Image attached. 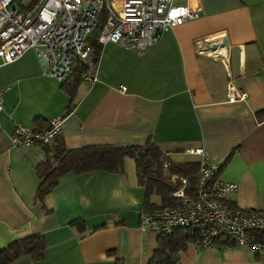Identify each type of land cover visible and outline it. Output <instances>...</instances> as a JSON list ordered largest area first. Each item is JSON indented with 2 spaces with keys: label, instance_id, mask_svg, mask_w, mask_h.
Instances as JSON below:
<instances>
[{
  "label": "crops",
  "instance_id": "obj_1",
  "mask_svg": "<svg viewBox=\"0 0 264 264\" xmlns=\"http://www.w3.org/2000/svg\"><path fill=\"white\" fill-rule=\"evenodd\" d=\"M189 1L200 17L166 32L143 56L102 45L90 71L98 80H82L74 97L44 74L33 50L0 65V249L41 233L49 245L43 260L25 256L13 264H148L159 237L141 227L146 189L134 159L132 173H66L37 201V167L48 150L13 146L16 123L42 129L63 116L56 143L69 149L153 142L168 162L182 161L173 158L179 154L199 159L186 150L203 148L221 165L219 178L238 185L228 206L264 212V0L175 3ZM151 200L162 204L159 196ZM77 220L83 230L72 224ZM179 264H264V250L193 243Z\"/></svg>",
  "mask_w": 264,
  "mask_h": 264
},
{
  "label": "built area",
  "instance_id": "obj_2",
  "mask_svg": "<svg viewBox=\"0 0 264 264\" xmlns=\"http://www.w3.org/2000/svg\"><path fill=\"white\" fill-rule=\"evenodd\" d=\"M16 1L19 0H0V65L33 50L44 62V74L61 82L70 76L74 58L95 69L88 39L98 27L104 7L108 13L99 42L119 45L140 56L166 32L200 17L199 5L191 1L181 5L175 0H37L27 5L20 3L21 8L14 5ZM82 80L95 83L98 77L86 73ZM4 93L0 87V113ZM230 94V100H235L236 95ZM63 122V116H56L42 129L16 123L12 144L51 147ZM186 154L199 156L196 184L188 176L173 174L170 182L180 183V188L172 197L179 204L142 211L141 227L157 233H172L179 227L197 230L200 238L195 244L201 249L212 248L218 239L226 238L237 246L264 250V240L253 234L264 229V212L228 206V197L238 185L219 178L221 165L213 162L203 148L187 149Z\"/></svg>",
  "mask_w": 264,
  "mask_h": 264
},
{
  "label": "trees",
  "instance_id": "obj_3",
  "mask_svg": "<svg viewBox=\"0 0 264 264\" xmlns=\"http://www.w3.org/2000/svg\"><path fill=\"white\" fill-rule=\"evenodd\" d=\"M108 10L104 7L98 27L92 32L88 44L93 48L94 66L100 56L102 44L99 35L105 23ZM91 65L81 59L74 58L70 76L63 82V89L74 97L76 88L82 82V76L90 73ZM74 108V105L72 109ZM71 109V111H72ZM70 112V111H69ZM48 124V123H47ZM59 135V134H58ZM57 135V136H58ZM45 146L48 157L37 167L39 184L35 199L43 202L47 194L59 184L61 176L71 171L84 173L93 170H105L111 173L124 174L127 159H134L139 184L146 189L145 207L143 211H152L159 207L175 206L179 202L172 197L180 183L170 182L173 174L188 176L196 184L199 159L167 162L164 152L153 142L146 146L115 147L112 145H88L78 149H69L64 143ZM144 152L140 155L139 152ZM167 162V163H166ZM166 164V166H165ZM167 168V174L164 169ZM153 195L161 198L162 204H155ZM79 229L85 228L83 220L72 223ZM103 224L101 226H105ZM100 227V226H99ZM158 247L154 250L148 264H179V256L186 251L190 244L198 242L200 232L190 228H177L172 233H158ZM257 239L264 240V229L253 233ZM216 245L233 244L229 239H218ZM48 241L44 234H30L11 241L0 249V264H13L22 257L30 256L34 261L45 258ZM116 264H123L118 261Z\"/></svg>",
  "mask_w": 264,
  "mask_h": 264
},
{
  "label": "rangeland",
  "instance_id": "obj_4",
  "mask_svg": "<svg viewBox=\"0 0 264 264\" xmlns=\"http://www.w3.org/2000/svg\"><path fill=\"white\" fill-rule=\"evenodd\" d=\"M36 1L37 0H19V1H16V3L14 5H16L17 7L21 8V4L20 3H24V4L27 5V4H30V3H34ZM173 158L174 159H180L182 161L196 159L195 156H187V155H184V154L183 155H181V154L175 155V156H173ZM126 171L130 172V173H132L134 171V165L132 164V159H130V158L127 159ZM164 171L167 174V168H165ZM164 207H166V206H164ZM159 208H163V207H159ZM156 209H158V208H156Z\"/></svg>",
  "mask_w": 264,
  "mask_h": 264
},
{
  "label": "water",
  "instance_id": "obj_5",
  "mask_svg": "<svg viewBox=\"0 0 264 264\" xmlns=\"http://www.w3.org/2000/svg\"><path fill=\"white\" fill-rule=\"evenodd\" d=\"M139 154H140V155H143V154H144V152L140 151V152H139Z\"/></svg>",
  "mask_w": 264,
  "mask_h": 264
}]
</instances>
